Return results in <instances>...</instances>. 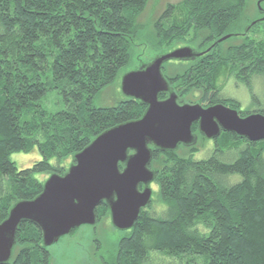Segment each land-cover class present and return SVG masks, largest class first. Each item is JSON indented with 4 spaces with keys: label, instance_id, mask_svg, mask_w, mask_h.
I'll list each match as a JSON object with an SVG mask.
<instances>
[{
    "label": "trees",
    "instance_id": "obj_1",
    "mask_svg": "<svg viewBox=\"0 0 264 264\" xmlns=\"http://www.w3.org/2000/svg\"><path fill=\"white\" fill-rule=\"evenodd\" d=\"M149 1L0 0V223L14 204L36 198L51 174H64L72 157L96 136L141 118L146 107L135 100L124 98L109 107H94L93 101L132 63L143 30L138 19ZM247 4H168L153 25L152 48L159 53L185 42L205 51L233 33ZM245 28L232 37L242 39L241 44L224 49L220 43L181 64L182 72L164 73L175 91L182 98L201 92L199 102L205 107L223 103L241 116L264 114V104L242 110L236 99L223 98L219 84L222 77H233L251 90L253 78L264 75V34L258 37L264 21L242 35ZM54 101L62 108L55 110ZM215 144L220 153L245 145L233 161L218 154L197 160L195 146L186 155L154 153L156 199L132 229L118 230L121 235L101 254V264H151L162 256L172 259L169 264H264V141L223 132ZM35 149L41 160L30 167L19 168L12 160L15 153ZM237 174L241 181L228 185L229 176ZM154 203L159 211L153 210ZM96 212L98 224L110 218L105 203ZM97 225L82 226L60 240ZM94 238L100 245L99 237ZM16 239L7 264H54L52 246L44 245L35 224L23 222Z\"/></svg>",
    "mask_w": 264,
    "mask_h": 264
},
{
    "label": "water",
    "instance_id": "obj_2",
    "mask_svg": "<svg viewBox=\"0 0 264 264\" xmlns=\"http://www.w3.org/2000/svg\"><path fill=\"white\" fill-rule=\"evenodd\" d=\"M262 1L258 9L263 16L252 21L242 35L264 21ZM235 35L238 34L219 38L205 51L188 44L159 53L138 69L125 72L121 77L122 93L146 107L143 115L96 136L72 157L64 174L54 173L46 179L36 198L13 205L0 223V264L12 260L16 234L23 222L39 227L44 245L51 247L82 226H96V210L105 203L115 229H132L153 200L156 171L151 165L155 152L191 148L200 134L214 141L223 132L250 142L264 141L263 113L241 116L238 109L223 103L205 107L200 102H188L175 91L163 71L167 63L195 61ZM195 125L198 132H194Z\"/></svg>",
    "mask_w": 264,
    "mask_h": 264
},
{
    "label": "rangeland",
    "instance_id": "obj_3",
    "mask_svg": "<svg viewBox=\"0 0 264 264\" xmlns=\"http://www.w3.org/2000/svg\"><path fill=\"white\" fill-rule=\"evenodd\" d=\"M183 0H150L144 13L138 19V24L142 26L143 30L140 35L141 41H138L139 45L134 47V57L132 63L124 70V72H129L138 69L142 64L147 63L152 57H155L159 53H167L172 49L179 48L188 45L185 42H178L177 45L172 49L162 50L163 52L156 53L151 45V36L153 37V25L157 19L164 12L168 4H178ZM260 0H248L247 7L244 12V18L241 23L236 25L232 32L239 34L241 33L245 25L257 18L259 14L258 2ZM261 6L264 8V0ZM264 32L258 37L263 38ZM205 32L200 34L199 41L196 43L198 45L200 40L204 38ZM257 36V35H256ZM186 41H189L187 38ZM242 43V39L231 38L223 43V48L227 49L231 45H239ZM195 47V46H194ZM197 47V46H196ZM184 64V63H182ZM181 63L169 62L164 68V73L168 76H173L178 72L183 71L184 66H180ZM223 86L222 97L223 98H233L241 103L242 110H256L260 108V104H264V75H257L253 78L251 83V90L243 83H239L235 78L222 77L219 83ZM202 93L199 91L191 92L184 99L188 102L196 103L199 102ZM124 98V94L121 90V78L119 77L117 81L104 89V91L94 99V107H109L117 105ZM55 103V101H54ZM55 110H59L62 106L55 103ZM60 106V107H59ZM236 109V108H235ZM54 110V111H55ZM245 144L238 148H232L230 150H224V153L219 152V146L215 144L214 140L202 139L199 137V141L196 143L195 147L199 152L195 155V159L202 160L207 159L213 154H218L224 161H233L236 159L239 149H241ZM179 154L186 155L188 153V148H180ZM12 160L16 162L19 168H27L32 166L35 162L41 160V155L37 149L30 153H15L12 155ZM40 177V176H39ZM46 176H42V178ZM41 178V177H40ZM229 184H235L241 181L240 175L229 176ZM153 191L156 190V186L152 184ZM153 199L156 196L153 194ZM154 211H159L160 207L157 203H154ZM81 231V232H80ZM76 235L71 238L62 239L52 246L53 263L54 264H101V254H106L107 250L112 247L116 239L121 235L117 229L112 226L110 218H104L96 228H91L87 230L81 229ZM93 235V236H92ZM94 236H98L101 244L95 243ZM101 246V247H100ZM172 259H167V257H158L152 260L151 264H169Z\"/></svg>",
    "mask_w": 264,
    "mask_h": 264
}]
</instances>
